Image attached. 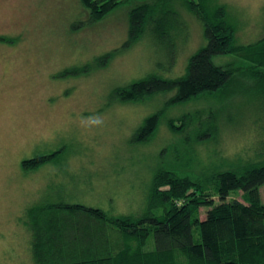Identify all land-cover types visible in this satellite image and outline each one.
Masks as SVG:
<instances>
[{
    "label": "rangeland",
    "instance_id": "374dc122",
    "mask_svg": "<svg viewBox=\"0 0 264 264\" xmlns=\"http://www.w3.org/2000/svg\"><path fill=\"white\" fill-rule=\"evenodd\" d=\"M217 1L227 6L238 43L264 36V0ZM179 10L186 30L174 38L172 51L146 34L100 68L96 58L127 40L129 6L92 22L80 0H0V264H34L22 225L29 206L62 202L137 214L146 206L157 168L173 160L176 145L192 155L195 172L260 151L264 103L255 97L236 96L224 108L207 98L167 108L164 95L137 103L112 96L116 87L146 75L185 73L207 40L201 22ZM231 60L217 56L214 63ZM85 65L91 66L86 74L63 75ZM158 110L164 114L153 138L132 143L136 129ZM211 110L218 112L214 141L185 143L194 140L197 128L174 133L168 126L183 114L199 113L206 121ZM56 151L61 152L55 161L23 170V160ZM261 195L264 202V186ZM230 198L241 199V193ZM151 248L152 241L146 249Z\"/></svg>",
    "mask_w": 264,
    "mask_h": 264
},
{
    "label": "trees",
    "instance_id": "16d2710c",
    "mask_svg": "<svg viewBox=\"0 0 264 264\" xmlns=\"http://www.w3.org/2000/svg\"><path fill=\"white\" fill-rule=\"evenodd\" d=\"M93 22L122 6H129L128 36L122 46L96 58L106 67L112 57L146 34L173 49L174 38L186 30L179 8L203 25L207 44L193 54L185 73L176 78L146 75L112 96L121 102H143L167 96L169 108L201 98L224 105L236 96L255 97L264 103V36L252 43L237 41V27L227 6L217 0H80ZM229 56L225 65L214 58ZM91 66L66 70L63 75L86 74ZM221 108V109H222ZM263 109V110H262ZM220 111V110H219ZM164 112L146 117L131 137L134 144L153 138ZM199 113L170 118L174 133L197 128L199 144L218 135V112L201 122ZM264 117V108H261ZM179 124V125H178ZM175 147H178L176 145ZM176 148L173 160L157 168L146 206L141 213L114 215L82 204L36 203L24 212L34 264H264V140L254 158H239L225 166L195 172L192 155ZM61 151L22 162L25 172L55 161ZM241 193V199L230 198ZM205 217L201 218V210ZM152 241V248L146 249Z\"/></svg>",
    "mask_w": 264,
    "mask_h": 264
}]
</instances>
